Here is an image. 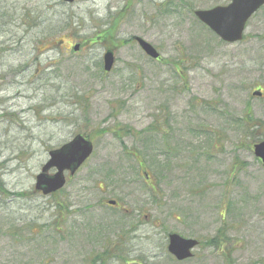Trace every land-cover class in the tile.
I'll return each instance as SVG.
<instances>
[{
	"label": "rangeland",
	"instance_id": "374dc122",
	"mask_svg": "<svg viewBox=\"0 0 264 264\" xmlns=\"http://www.w3.org/2000/svg\"><path fill=\"white\" fill-rule=\"evenodd\" d=\"M171 1L0 0V264H264V167L240 126L248 105L264 123V11L228 45L194 12L230 0ZM79 134L92 157L38 193ZM169 234L203 244L178 263Z\"/></svg>",
	"mask_w": 264,
	"mask_h": 264
},
{
	"label": "water",
	"instance_id": "95a60500",
	"mask_svg": "<svg viewBox=\"0 0 264 264\" xmlns=\"http://www.w3.org/2000/svg\"><path fill=\"white\" fill-rule=\"evenodd\" d=\"M72 4L76 0H62ZM264 6V0H231L227 6H217L209 10H197L195 16L218 38L227 44L241 42L248 21ZM141 50L151 59L158 60L159 52L147 41L134 37ZM79 46H76L77 51ZM115 64V55L108 50L104 55V70L109 73ZM255 96H261L257 92ZM93 143L82 135L74 137L62 147L49 152V160L36 176L35 189L44 196L57 193L66 185V174L73 177L93 154ZM253 152L264 167V141L255 144ZM55 171L51 174V171ZM114 205L115 202H110ZM199 245L195 239H187L178 234L169 235L168 252L179 262L193 257V250Z\"/></svg>",
	"mask_w": 264,
	"mask_h": 264
},
{
	"label": "trees",
	"instance_id": "16d2710c",
	"mask_svg": "<svg viewBox=\"0 0 264 264\" xmlns=\"http://www.w3.org/2000/svg\"><path fill=\"white\" fill-rule=\"evenodd\" d=\"M175 2H178V1H174L172 0L171 2L168 3V5L166 6V8H163L160 9V11H165L167 15L169 16H176L178 15L180 12L179 10H181L183 8V4H177ZM61 3L63 4H66L64 2L61 1ZM264 11V7L259 11ZM258 12V13H259ZM257 13V14H258ZM256 14V15H257ZM255 15V16H256ZM254 16V17H255ZM9 17V13L7 11H4V12H1L0 14V23L3 22L4 20V23H6V19ZM29 17H27L28 19ZM115 21H118V20H115ZM110 29L108 30H105L104 33H107L109 32ZM55 33V31L53 32ZM245 39V38H244ZM133 42V40H132ZM39 69H37V73H38ZM241 123V129H242V133L244 135V137L250 141V150L252 151V148L253 146L258 143V142H261L264 140V123L262 120L260 119H256L253 115V111H252V107L251 106H247L246 109H245V112H244V117L242 118V120L240 121ZM125 135V134H124ZM3 191L5 192L6 195H10L7 193V191L2 188ZM59 193H56V194H53L52 196H57ZM14 195H19V194H14ZM21 195V194H20ZM125 235V234H124ZM123 235V236H124ZM221 237L226 240V241H229V238L226 236V233H221L220 234ZM218 239L215 238V241L211 242V246L214 245V244H218V243H223V242H217ZM203 243L200 242V245H202Z\"/></svg>",
	"mask_w": 264,
	"mask_h": 264
}]
</instances>
